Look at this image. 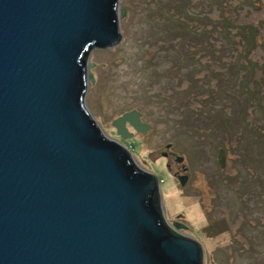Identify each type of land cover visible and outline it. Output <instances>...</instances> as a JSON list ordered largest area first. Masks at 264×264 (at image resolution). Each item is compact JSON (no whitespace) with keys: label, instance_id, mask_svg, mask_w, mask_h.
Here are the masks:
<instances>
[{"label":"water","instance_id":"obj_1","mask_svg":"<svg viewBox=\"0 0 264 264\" xmlns=\"http://www.w3.org/2000/svg\"><path fill=\"white\" fill-rule=\"evenodd\" d=\"M124 12L117 0H0V264H201L200 245L174 231L185 226L166 222L155 176L84 107L89 52L119 42ZM139 116L110 125L124 139L126 125L148 128Z\"/></svg>","mask_w":264,"mask_h":264},{"label":"rangeland","instance_id":"obj_2","mask_svg":"<svg viewBox=\"0 0 264 264\" xmlns=\"http://www.w3.org/2000/svg\"><path fill=\"white\" fill-rule=\"evenodd\" d=\"M182 2L190 14L168 0H117L125 11L120 39L89 52L84 107L105 137L158 179L166 222L185 226L174 231L200 245L201 264H264V0ZM168 18L199 41L175 38ZM239 26L255 29L253 47L241 49ZM237 91L242 100L232 106ZM129 110L148 128L126 126L131 136L121 139L110 123ZM231 113L245 133L219 135L212 122ZM256 133L263 137L251 143ZM176 175L185 177L182 186Z\"/></svg>","mask_w":264,"mask_h":264},{"label":"trees","instance_id":"obj_3","mask_svg":"<svg viewBox=\"0 0 264 264\" xmlns=\"http://www.w3.org/2000/svg\"><path fill=\"white\" fill-rule=\"evenodd\" d=\"M245 0H241V2H244ZM169 3H177L176 7L178 10L182 11L185 10V13L186 14H190L188 12V9L185 8L184 9V5L185 3L182 2V0H168ZM179 11V12H180ZM171 23L174 25L173 28L176 30V33L173 35L175 38H179L181 40H184L186 37L191 40V41H199L200 39V35H198L197 33L187 29L185 26L182 25V23H178L177 20L175 19H170L168 18ZM172 20L174 21H177L178 25H176L175 27V24L172 22ZM169 21V22H170ZM219 24V22H217V25ZM228 25V24H227ZM216 26V25H215ZM230 26V25H228ZM220 33H221V36L224 35V29L226 28L223 24H220ZM222 27V28H221ZM241 30V32L244 34L243 36H241L240 40H241V44H242V47L241 49H244V47H247V48H251L253 47L254 43H253V40H252V32H255V29H253L252 27L250 26H239L237 27ZM173 37V38H174ZM222 40V38H221ZM240 42V41H239ZM232 44H235L234 41L232 40ZM173 59V57H171ZM229 81H231V76L230 77H227ZM237 84H240L239 81L236 82ZM238 86V85H237ZM236 100V101H235ZM238 100H242V95L241 93H239V91H237V94L234 95V100L233 101V104H236V102ZM237 114L236 113H231L230 116L228 115L227 117H223L221 118L219 115L218 117L214 119L215 122H212L211 119H209L208 117L210 116H207V117H204V122L206 123L205 120H207V118L209 119L208 122H212L213 124V127H214V130H216V132L219 134V135H223V134H231L235 129H238V133H239V136L240 134L242 133H245V128L243 127L245 124L243 122V120H241V118L239 119V123H232L233 120L235 118H239V116H236ZM232 117V119L230 118ZM200 118L197 119V122H199ZM237 131V130H236ZM242 131V133H241ZM244 135V134H243ZM260 134L259 133H256L254 138H252L253 140L255 139V141L251 140V143H255L257 141H259L263 136L261 137H258ZM242 138V137H240ZM261 148L264 149V147L261 146ZM221 149V148H220ZM219 150V149H218ZM245 151V149L243 150V152ZM254 159V158H253ZM255 160V159H254ZM256 161V160H255ZM157 179V178H156ZM158 180V179H157Z\"/></svg>","mask_w":264,"mask_h":264},{"label":"flooded vegetation","instance_id":"obj_4","mask_svg":"<svg viewBox=\"0 0 264 264\" xmlns=\"http://www.w3.org/2000/svg\"><path fill=\"white\" fill-rule=\"evenodd\" d=\"M126 126H127V125H126ZM177 176H178V175H176V177H177ZM174 223L177 224V223H179V222H177V221H170L169 224L171 225V224H174Z\"/></svg>","mask_w":264,"mask_h":264}]
</instances>
